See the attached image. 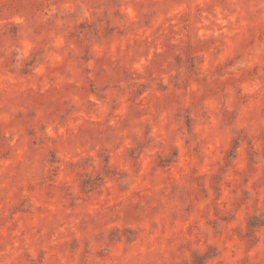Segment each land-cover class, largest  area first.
Here are the masks:
<instances>
[{"label":"rangeland","instance_id":"rangeland-1","mask_svg":"<svg viewBox=\"0 0 264 264\" xmlns=\"http://www.w3.org/2000/svg\"><path fill=\"white\" fill-rule=\"evenodd\" d=\"M0 264H264V0H0Z\"/></svg>","mask_w":264,"mask_h":264}]
</instances>
